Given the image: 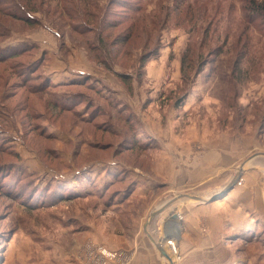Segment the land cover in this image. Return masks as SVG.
Segmentation results:
<instances>
[{
	"label": "rangeland",
	"instance_id": "obj_1",
	"mask_svg": "<svg viewBox=\"0 0 264 264\" xmlns=\"http://www.w3.org/2000/svg\"><path fill=\"white\" fill-rule=\"evenodd\" d=\"M18 4L39 22L0 14V264H130L174 208L161 264H264V0Z\"/></svg>",
	"mask_w": 264,
	"mask_h": 264
},
{
	"label": "crops",
	"instance_id": "obj_2",
	"mask_svg": "<svg viewBox=\"0 0 264 264\" xmlns=\"http://www.w3.org/2000/svg\"><path fill=\"white\" fill-rule=\"evenodd\" d=\"M174 209H176V208H174ZM143 215L142 216L139 215L137 217V220L139 221L142 218H144L145 215L144 216ZM177 215H178V213H177ZM177 221H179V219H176V222ZM146 225H147L146 222L143 223V233H142L143 237H141L138 240V249L136 250V254H135V256H134V258L130 264H161L160 260H159L160 257H159V250H158L157 246L161 247V245L164 242L169 240L168 238L171 237V234L174 236V239L175 238L181 239L179 243H181V241L183 239V233H181V235H180V233L177 231L178 229L180 231V228H177V226L170 227L166 223V228H167L166 231L167 232H165L164 234L162 233L161 239H157L156 242L153 243L152 238H150V236L148 234V229L146 230V228H148ZM177 234L179 235V237H177ZM126 244L130 245L131 243H130V241L125 240V241H122L119 245L122 246V245H126Z\"/></svg>",
	"mask_w": 264,
	"mask_h": 264
},
{
	"label": "trees",
	"instance_id": "obj_3",
	"mask_svg": "<svg viewBox=\"0 0 264 264\" xmlns=\"http://www.w3.org/2000/svg\"><path fill=\"white\" fill-rule=\"evenodd\" d=\"M18 6V9H19V11H20V15L18 14V15H16V14H13V16L12 15H9L8 13H7V11H6V9H0V14H2V15H5V16H8V17H13V19H18V20H21V21H23V22H26L27 24H29V23H33V24H35V23H37V22H39V21H37V19H35L34 17H32V16H30L28 13H27V10L25 9V7L23 6V5H21V4H18L17 5ZM5 8V7H4ZM262 13L264 14V10L262 11ZM30 21V22H29ZM32 21V22H31Z\"/></svg>",
	"mask_w": 264,
	"mask_h": 264
},
{
	"label": "built area",
	"instance_id": "obj_4",
	"mask_svg": "<svg viewBox=\"0 0 264 264\" xmlns=\"http://www.w3.org/2000/svg\"><path fill=\"white\" fill-rule=\"evenodd\" d=\"M179 220L181 219V216L178 214ZM166 242H168L169 244L171 243V240H167ZM171 246V244H170ZM173 251V247H171V252ZM173 253V252H172ZM118 254L116 252H111V251H106L105 249H100V257L101 259L99 261H107V260H111L114 259ZM98 264H103V262H99Z\"/></svg>",
	"mask_w": 264,
	"mask_h": 264
},
{
	"label": "water",
	"instance_id": "obj_5",
	"mask_svg": "<svg viewBox=\"0 0 264 264\" xmlns=\"http://www.w3.org/2000/svg\"><path fill=\"white\" fill-rule=\"evenodd\" d=\"M183 196V198L190 196V198L194 199V200H198V202H200L201 200H199V196H193V195H181ZM175 209H173L172 211L169 212V216H168V221H176V214L173 212ZM154 214V213H151ZM178 231V230H177ZM177 237H179V235L177 234ZM160 254L164 257H166V254L164 253L163 249L160 246H157Z\"/></svg>",
	"mask_w": 264,
	"mask_h": 264
},
{
	"label": "bare ground",
	"instance_id": "obj_6",
	"mask_svg": "<svg viewBox=\"0 0 264 264\" xmlns=\"http://www.w3.org/2000/svg\"><path fill=\"white\" fill-rule=\"evenodd\" d=\"M225 152V151H224ZM223 158H225V157H223ZM227 158V157H226ZM189 198H190V196H189ZM192 199V198H191ZM208 199V197L206 196V197H199V200H201L200 202H205L206 200ZM192 201H194V202H197L198 200H192ZM175 214H176V216H177V218L176 219H179V217H178V215H177V213L176 212H174ZM167 225L168 226H170V227H175V226H177L178 225V223L176 222V221H167ZM167 232V231H166ZM172 233V232H171ZM164 234V233H163ZM167 236V235H166ZM164 253H165V251H164ZM166 254V253H165Z\"/></svg>",
	"mask_w": 264,
	"mask_h": 264
}]
</instances>
